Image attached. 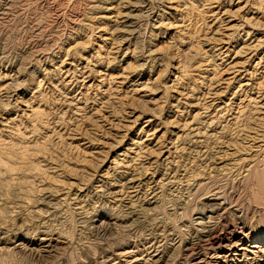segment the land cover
Masks as SVG:
<instances>
[{
  "label": "rangeland",
  "instance_id": "374dc122",
  "mask_svg": "<svg viewBox=\"0 0 264 264\" xmlns=\"http://www.w3.org/2000/svg\"><path fill=\"white\" fill-rule=\"evenodd\" d=\"M120 1L0 0V264H264V0Z\"/></svg>",
  "mask_w": 264,
  "mask_h": 264
},
{
  "label": "bare ground",
  "instance_id": "6f19581e",
  "mask_svg": "<svg viewBox=\"0 0 264 264\" xmlns=\"http://www.w3.org/2000/svg\"><path fill=\"white\" fill-rule=\"evenodd\" d=\"M6 2H7V4H10L11 2H13V0H6ZM120 2L122 4L123 9L126 10V12L122 13V15L120 17L121 18V21H120V29L121 30L119 29V32H121L122 35L124 36V40H126V42H129V41L136 39L137 33L139 32L138 19H137V15L135 13L139 10V7L141 6V4L139 3V0H121ZM157 3H159V2H157ZM104 10H108V9H104ZM153 21L157 22V20H155V19ZM212 210H213L212 211L213 214H215V215L218 214L217 213L218 209H215V210L212 209ZM213 231H214V228L209 229L207 231V233L204 236H202V238L200 239V241L203 242L204 245L213 246L214 244H216L217 241L215 240L216 237L214 238V235H213L214 232ZM203 243H201V244L203 245ZM195 246L196 245L194 243H190V246L187 248V250H193L195 248Z\"/></svg>",
  "mask_w": 264,
  "mask_h": 264
}]
</instances>
